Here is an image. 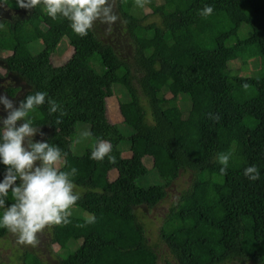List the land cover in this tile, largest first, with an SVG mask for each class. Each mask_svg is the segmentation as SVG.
<instances>
[{"label":"trees","instance_id":"16d2710c","mask_svg":"<svg viewBox=\"0 0 264 264\" xmlns=\"http://www.w3.org/2000/svg\"><path fill=\"white\" fill-rule=\"evenodd\" d=\"M205 4L213 6L206 17L198 11ZM0 6L17 12L0 20L6 70L28 84L21 100L46 91L60 104L62 116L49 113L47 103L31 115L35 125L48 129L42 141L67 153L61 170H78L74 180L81 195L69 209L70 223L51 226V241L74 249L58 253V264H158L136 208L159 204L187 171L191 184L159 228L174 262L264 264V70L242 75L229 68L235 59L264 65V0H116L135 45V68L93 29L80 36L66 18L48 16L43 3L25 9L16 0H0ZM147 16L158 21L145 22ZM62 43L71 53L55 64ZM18 90L5 91L13 96ZM114 94L119 122L107 111ZM142 98L152 121L146 120ZM79 122L89 125L93 145L75 154ZM97 138L111 141L114 161L90 158ZM221 152L233 153L224 173ZM145 156L161 183L140 184ZM249 164L259 168L258 180L243 175ZM5 167L0 164V178ZM7 233L0 228V238ZM21 260L45 264L30 251Z\"/></svg>","mask_w":264,"mask_h":264},{"label":"clouds","instance_id":"9594fccd","mask_svg":"<svg viewBox=\"0 0 264 264\" xmlns=\"http://www.w3.org/2000/svg\"><path fill=\"white\" fill-rule=\"evenodd\" d=\"M19 7L35 8L43 3L47 15L66 18L72 31L86 36L94 23L112 25L119 19L114 12V0H16ZM202 16L213 13V6L205 4L198 10ZM47 98V100H46ZM48 104L49 113H64L60 104L48 96L46 91L27 94L18 104L8 96L0 94V105L6 115L0 117V164L6 166L0 178V228L16 235L19 243L35 245L37 234L47 225L70 223L72 205L80 198L74 177L78 170L70 167L61 170V161L67 153L60 146L48 141L33 140L39 132L31 113L39 106ZM19 121V123H18ZM59 117H57V123ZM90 133L85 132L84 135ZM111 141L97 138L90 152L93 160L110 156ZM232 152L217 155L220 171H227ZM250 181L260 178L255 164L243 169ZM11 195V203L9 201ZM91 222V221H89Z\"/></svg>","mask_w":264,"mask_h":264},{"label":"rangeland","instance_id":"374dc122","mask_svg":"<svg viewBox=\"0 0 264 264\" xmlns=\"http://www.w3.org/2000/svg\"><path fill=\"white\" fill-rule=\"evenodd\" d=\"M156 2L159 0H155ZM114 12L117 14L119 19L115 24L108 25L97 20L92 29L97 33L100 39L105 42L111 43L117 54L122 60H126L128 63L133 65L134 63V53L135 45L130 40L126 30L123 20L116 8V0H114ZM17 12H12L8 10L5 6H0V20L6 18H13ZM143 13L150 14V9L145 6L143 8ZM158 21L153 16H147L145 22ZM66 42V40H63ZM39 44V42H38ZM62 48H57L53 54L52 61L55 64H59L64 61L71 53V47L67 43L61 44ZM39 47L37 44H33V52H37ZM6 53L0 51V94L8 96L13 100L14 104H18L21 100L22 95L25 90L29 88L28 84L25 82L24 78L21 76L10 73L6 70V66L3 61V57ZM264 70V65L259 67V60H249L247 62L241 61V59H235L229 63V68L232 70L239 69V74L242 75H252L256 71L258 74L260 68ZM96 71L101 72V66L99 64L94 65ZM9 87H18V91L15 95L10 96L5 90ZM55 98V94H52ZM116 95H112L107 100V111L108 116L112 122H119L120 112L118 109ZM142 104L146 110V120L152 121L150 115V108L148 102L142 98ZM181 104V101H179ZM186 113H184L185 115ZM6 111L3 106L0 105V117L5 116ZM19 123V121H18ZM76 134L72 138V150L75 154L83 152L86 148L93 145V139L89 135H84L85 132H89V125L87 123H77L76 124ZM48 129L39 128V132L33 137V140H43L44 134ZM126 154V153H125ZM143 162L147 167V173L142 178H140V184L147 186L150 184H158L162 182L161 177L157 174L156 170L152 166V159L149 156L143 158ZM193 174L190 171L180 172L179 176L173 181V183L167 188L166 197L153 208H147L145 206H140L136 208V214L138 219L141 220L149 244L158 251V264H176L174 258L166 248L165 244L159 238V228L161 226L162 220L168 213L169 209L175 206L179 195L185 191L191 184ZM78 189L77 191H79ZM51 226L47 225L42 231L37 234V242L35 245L27 243H19L15 234L8 231V233L0 238V264H22L21 257L24 251H30L36 253L45 264H58V253L61 256L67 255L70 251L67 249L60 248L59 244L53 243L51 241ZM226 264H236V263H226Z\"/></svg>","mask_w":264,"mask_h":264}]
</instances>
